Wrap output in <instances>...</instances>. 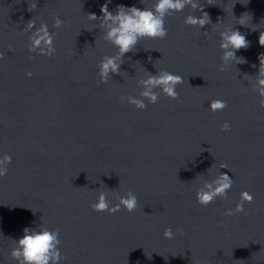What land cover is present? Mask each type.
Here are the masks:
<instances>
[{
	"label": "clouds",
	"instance_id": "obj_1",
	"mask_svg": "<svg viewBox=\"0 0 264 264\" xmlns=\"http://www.w3.org/2000/svg\"><path fill=\"white\" fill-rule=\"evenodd\" d=\"M37 7L35 3L29 5V10H34ZM186 7H191L193 10H198L201 15H187L184 18V23L189 26L204 28L210 23V17L207 12L198 4L197 0H155L151 8L144 7L143 10L133 7H125L118 5L115 13L108 10L107 4L101 7V17L95 14H89V19L92 21H101V24H107L108 28L105 33V40L110 42L118 49L114 56H104L99 63V81L107 83L110 75L120 74L121 64L124 63L123 57L126 53L132 52L136 48L141 39H163L167 36L165 27V17L182 12ZM241 18H239L240 20ZM64 22L57 17L53 27L60 29ZM241 25H244L240 22ZM35 28V21L30 20L27 24V29ZM221 38L220 48L223 50L222 61L227 62L234 60L236 63L246 62L243 58L236 56V51L247 49L250 42L246 36L234 28H229L227 31L219 33ZM53 34L48 30L45 23H41L39 28L32 33L30 37L29 51H38L40 55L51 56L55 48L53 46ZM259 44L264 46V32L259 35ZM43 45V47H42ZM46 49V50H45ZM0 58L2 54H0ZM260 65L257 74L256 91L260 97V106L264 108V54L259 57ZM255 66V65H253ZM223 68H221V71ZM28 77L32 76L31 72H27ZM184 82L182 76L173 74L172 72L163 70L155 75L148 74L146 79L140 81L143 91L140 96L146 99L149 103L155 104L159 96L154 89L159 88L162 93L170 99H177V85ZM133 104L138 109H145L146 104L143 99H137L132 96L121 97L120 101ZM227 107L225 101L221 99H213L209 104L211 111H223ZM230 124L225 122L221 126L222 131H229ZM11 156L5 154L0 158V177H4L8 172V165L11 163ZM221 168H226L227 165H221ZM234 181L226 173H219L212 180H205L201 187L196 191L197 203L201 206H208L217 197L227 198V193L231 189ZM108 192L101 191L97 197V201L91 205L92 209L97 212L107 211L109 214H115L121 210L131 213L138 206L137 197L128 192L127 196H119V203L110 206L111 202L107 199ZM254 197L248 191L240 193V201L236 203L235 209H228L225 215L231 216L236 213L244 212V203H251ZM180 235H184L183 229H177ZM165 239H173L175 233L171 228H166L163 232ZM58 230H49L39 227L36 229H24V235L18 240H14L16 247L10 253L11 257L17 261V264H59L62 259L58 245L60 244Z\"/></svg>",
	"mask_w": 264,
	"mask_h": 264
}]
</instances>
